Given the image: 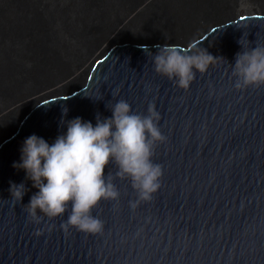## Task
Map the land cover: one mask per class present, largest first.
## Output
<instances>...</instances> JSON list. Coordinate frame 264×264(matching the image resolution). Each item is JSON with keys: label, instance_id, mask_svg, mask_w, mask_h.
I'll return each instance as SVG.
<instances>
[{"label": "water", "instance_id": "1", "mask_svg": "<svg viewBox=\"0 0 264 264\" xmlns=\"http://www.w3.org/2000/svg\"><path fill=\"white\" fill-rule=\"evenodd\" d=\"M240 40L264 46V19H239L191 46L224 61L197 73L187 91L156 74L145 49L116 48L86 90L35 110L0 148V264H264V86L234 88ZM119 100L138 114L151 104L160 116L165 143L152 161L162 177L151 201L133 211L130 181L114 179L119 199L92 210L102 233L63 230L69 213L31 222L24 206L38 190L12 167L23 141L35 134L53 143L66 133L62 119L95 126ZM115 171L110 164L105 174ZM10 182L25 184L21 202L10 196Z\"/></svg>", "mask_w": 264, "mask_h": 264}, {"label": "bare ground", "instance_id": "2", "mask_svg": "<svg viewBox=\"0 0 264 264\" xmlns=\"http://www.w3.org/2000/svg\"><path fill=\"white\" fill-rule=\"evenodd\" d=\"M264 19V0H0V148L42 105L78 95L116 48L188 51Z\"/></svg>", "mask_w": 264, "mask_h": 264}, {"label": "clouds", "instance_id": "3", "mask_svg": "<svg viewBox=\"0 0 264 264\" xmlns=\"http://www.w3.org/2000/svg\"><path fill=\"white\" fill-rule=\"evenodd\" d=\"M242 51L235 56L232 67L234 88L244 90L264 86V46L250 49L241 43ZM155 53L145 49L151 57L156 74L175 81L178 89L187 91L197 73L205 74L222 57H213L205 49L185 51L172 45H158ZM109 108V107H108ZM110 118L97 115L95 126L80 117L64 121L66 133L49 144L35 134L28 136L20 149V160L12 167L24 171L25 179L38 191L31 196L25 210L31 222L41 218L49 221L69 213L61 224L65 231L75 229L86 235H98L104 223L92 215V210L103 201L120 197L114 179L128 180L136 193L129 202L133 211L150 202L160 188L162 168L152 161L155 148L165 143L158 127L159 114L149 105L146 114L132 111L130 104L119 100L112 105ZM67 114V109L63 115ZM113 165L115 176L105 174ZM12 199L21 202L27 192L24 183H11ZM36 235H41L40 231Z\"/></svg>", "mask_w": 264, "mask_h": 264}]
</instances>
